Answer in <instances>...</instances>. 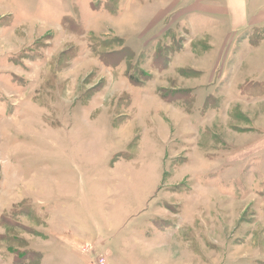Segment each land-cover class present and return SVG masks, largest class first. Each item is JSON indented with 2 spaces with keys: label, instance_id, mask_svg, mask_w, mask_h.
Returning a JSON list of instances; mask_svg holds the SVG:
<instances>
[{
  "label": "rangeland",
  "instance_id": "374dc122",
  "mask_svg": "<svg viewBox=\"0 0 264 264\" xmlns=\"http://www.w3.org/2000/svg\"><path fill=\"white\" fill-rule=\"evenodd\" d=\"M222 4L0 0V264H264V27Z\"/></svg>",
  "mask_w": 264,
  "mask_h": 264
},
{
  "label": "crops",
  "instance_id": "0c3cea01",
  "mask_svg": "<svg viewBox=\"0 0 264 264\" xmlns=\"http://www.w3.org/2000/svg\"><path fill=\"white\" fill-rule=\"evenodd\" d=\"M218 7L225 8L226 15L229 18L228 25L231 28V31L235 32V34H238L239 32L242 33L248 27H264V0H224V4L219 5ZM262 50L263 49H255V53L259 54ZM219 56L222 57L221 51H219ZM35 191L36 187L33 191V195L37 193ZM27 198L32 197L25 193L21 197H18L17 203ZM33 201L34 204L41 207L56 202L52 203L45 197L36 198L35 196L33 197ZM143 212L145 211L143 210L142 213ZM93 231L95 232L94 235H98L99 232H102L98 226H94ZM113 237H117L116 233L112 238ZM68 240L70 241V238H68Z\"/></svg>",
  "mask_w": 264,
  "mask_h": 264
},
{
  "label": "built area",
  "instance_id": "2783aa9c",
  "mask_svg": "<svg viewBox=\"0 0 264 264\" xmlns=\"http://www.w3.org/2000/svg\"><path fill=\"white\" fill-rule=\"evenodd\" d=\"M89 264H93V263H89ZM96 264H106L105 263V261H104V259L103 260H100L98 263H96Z\"/></svg>",
  "mask_w": 264,
  "mask_h": 264
}]
</instances>
